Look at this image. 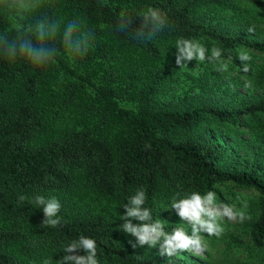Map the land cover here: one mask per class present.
<instances>
[{
    "label": "trees",
    "instance_id": "trees-1",
    "mask_svg": "<svg viewBox=\"0 0 264 264\" xmlns=\"http://www.w3.org/2000/svg\"><path fill=\"white\" fill-rule=\"evenodd\" d=\"M242 1L257 16L248 19L264 26V0H53L41 9L64 22L82 18L96 40L82 58L61 47L46 70L0 58V264H57L65 245L81 235L96 240L99 264H161L150 247L132 248L135 238L120 226L128 197L142 188L145 207L168 231L166 216L174 211L166 207L173 198L211 190L219 200L221 188L235 186L255 190L257 212L245 243L264 264V157L232 163L210 132L256 129L264 139V95L233 107L204 96L180 106L154 100L178 67L180 38L199 41L209 53L220 48L228 64L221 72L219 63L207 62L210 68L190 75L200 90L209 93L225 76L264 85V40L226 32L211 20L214 11L237 13ZM148 7L168 16L154 39L141 43L116 31L122 14L136 16ZM9 29L0 15V32ZM240 49L252 56L248 73ZM37 195L61 202L56 228L42 223Z\"/></svg>",
    "mask_w": 264,
    "mask_h": 264
},
{
    "label": "clouds",
    "instance_id": "clouds-1",
    "mask_svg": "<svg viewBox=\"0 0 264 264\" xmlns=\"http://www.w3.org/2000/svg\"><path fill=\"white\" fill-rule=\"evenodd\" d=\"M53 0H0V15L10 22V29L0 32V58L9 61L23 59L31 66L46 70L59 55L61 47L72 59L82 58L94 46L96 33L89 28L84 20L75 17L64 22L54 15L40 14L41 9L52 4ZM103 3V0H102ZM137 20L139 25L137 26ZM168 23L165 11L156 7H148L136 16L124 13L120 16L116 31L127 33L132 39L143 43L151 41ZM250 28L249 31H253ZM175 63L183 69L190 61L204 63H219V71L228 69V64L222 59V50L213 47L209 50L197 40L180 38L175 42ZM238 59L241 61L244 73L250 71L252 56L247 49H240ZM244 89L252 87V81L245 79ZM196 92L199 90L196 89ZM23 201L25 197L18 198ZM35 204L42 208L45 225L56 228L61 223L58 213L61 202L55 197L46 198L37 195ZM146 192L141 188L128 197L125 209L119 218L123 232L134 237L129 240L132 248L159 247V254L167 256L171 264L173 257L188 253L202 257L208 250L204 236L221 237L225 232L223 221L244 222L250 217L243 210H237L228 204L217 203L216 193L207 191L201 194L193 191L179 199L173 198L166 209L174 211L188 227L165 230L161 220H154L152 210L145 207ZM135 221V223L133 222ZM190 231V234H189ZM83 250V254H78ZM63 256L57 264H99L97 258V242L94 238L81 235L77 240L67 243ZM43 264H48L45 259Z\"/></svg>",
    "mask_w": 264,
    "mask_h": 264
},
{
    "label": "rangeland",
    "instance_id": "rangeland-1",
    "mask_svg": "<svg viewBox=\"0 0 264 264\" xmlns=\"http://www.w3.org/2000/svg\"><path fill=\"white\" fill-rule=\"evenodd\" d=\"M247 7L244 10L243 6ZM239 11L223 10L214 11V16L211 18L213 23L223 28L226 32L239 31L254 40H264V26L252 22L248 18L251 16L257 17L252 10V6L242 1L238 5ZM253 28V31H249ZM210 68L207 62L200 63L195 60L190 61L189 65L181 69L177 67L176 71L163 83V85L156 91L154 100L156 103L180 106L184 101L194 100L198 96H204L216 103H222L228 107H233L235 104H241L256 100L261 94L264 95V85L257 86L252 83V87L244 89L243 82L250 78L240 77L230 78L225 76L219 79L217 83L211 84V91L200 90V88L191 79L190 75H198L204 68ZM211 72V70H209ZM210 73H208V76ZM206 77L209 82V77ZM199 91L196 92L195 90ZM122 104L134 106V102L124 99ZM214 138L223 143L230 156V162L245 163L257 155L264 157V139L260 137V132L256 129L240 131L233 133L228 128H221L213 132L210 130ZM221 198L217 203L228 204L237 210H243L250 217L244 222L239 220L223 221L225 225L224 234L219 237H209L205 235L203 238L208 244V250L202 257H196L188 253H182L178 257H173L171 264H260L259 252L248 249L245 243V230L248 222L254 218L257 212L255 204V190L248 187L235 186L232 192L221 188ZM166 220L170 226L168 231L173 228L188 226L180 221V218L172 212L166 216ZM190 234V231H189ZM153 254L156 256L158 263L170 264L167 256L159 254V247L151 248Z\"/></svg>",
    "mask_w": 264,
    "mask_h": 264
}]
</instances>
